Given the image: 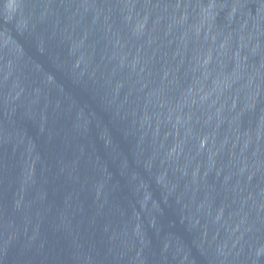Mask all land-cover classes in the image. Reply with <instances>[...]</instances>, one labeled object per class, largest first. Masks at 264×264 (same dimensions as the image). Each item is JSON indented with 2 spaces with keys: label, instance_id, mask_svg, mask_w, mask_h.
I'll return each instance as SVG.
<instances>
[{
  "label": "water",
  "instance_id": "1",
  "mask_svg": "<svg viewBox=\"0 0 264 264\" xmlns=\"http://www.w3.org/2000/svg\"><path fill=\"white\" fill-rule=\"evenodd\" d=\"M0 264H264V0H0Z\"/></svg>",
  "mask_w": 264,
  "mask_h": 264
}]
</instances>
